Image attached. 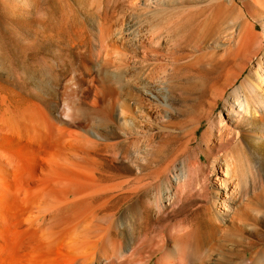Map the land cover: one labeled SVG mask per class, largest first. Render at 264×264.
Here are the masks:
<instances>
[{"label": "bare ground", "instance_id": "6f19581e", "mask_svg": "<svg viewBox=\"0 0 264 264\" xmlns=\"http://www.w3.org/2000/svg\"><path fill=\"white\" fill-rule=\"evenodd\" d=\"M13 1L0 0V264H264V0L230 21L239 0H59L42 32L23 29L33 2ZM211 36L210 110L178 121L173 82ZM35 42L50 53L23 76L15 57Z\"/></svg>", "mask_w": 264, "mask_h": 264}, {"label": "rangeland", "instance_id": "374dc122", "mask_svg": "<svg viewBox=\"0 0 264 264\" xmlns=\"http://www.w3.org/2000/svg\"><path fill=\"white\" fill-rule=\"evenodd\" d=\"M31 1L33 3L30 4L29 10H28V12L30 11L29 13L32 12L31 15H30L31 18L29 17V15H28L29 13L28 12L25 13V18H24V15H23L24 20L22 18V20H23V21L21 20L22 23L26 20V22L23 23V29L25 31H27V30L28 31L29 30H39L40 32L45 31V30L46 31L50 30V28H51L50 27V15H49V10H47V8H48V6L52 5L53 3H58L59 0H46V1L45 0H34V1L33 0H29V3ZM93 1L95 2V0H68V1L64 2V7H65V10L69 11V12L73 8H81V11H83V10L86 9V7H87V9L91 8L94 5ZM121 1L124 2L123 0H101V1L96 0L97 3L95 2V5L96 4L97 5H101L105 9L108 8V6H110V8L112 10L117 5L121 6V3H122ZM14 2H15V0L13 1V3ZM44 3H45V5H44ZM46 4L47 5L49 4V5L47 6ZM73 4H76V5H73ZM238 4H239V8L231 9V10L227 11V13H226L227 14V21H230L232 19H236L238 15H240L238 17H242L241 15H243L242 14L243 11L240 8L243 5V1L239 0ZM38 5L40 6L39 7L40 12H38V10H39L38 9ZM84 5L86 7H83ZM44 7H47V8H44ZM0 10H1L0 11V31L2 32V33L0 32V35H3V34H5L7 32V29H8L7 28L8 27V22L6 20L7 19L6 16L8 14L7 13L4 14L6 11H3L4 8L2 6H0ZM240 12H242V13H240ZM36 14H38V16L40 17L41 23H44L45 20L47 19L46 22H45L47 24V27L45 26L46 25L45 23L44 24H40L41 26L39 25L40 20H39V17H38V19H36L37 18ZM33 16H35V17L33 18ZM243 16H245V13H244ZM28 19H30V20H28ZM3 21H4V23L5 22L6 23L4 24ZM25 24H26V26H25ZM48 25H49V27H48ZM21 27H22V24H21ZM4 28L5 29L7 28V29L5 30ZM45 28H48V29H45ZM220 41H221V39L219 37L211 36V38L209 40H205L204 42H202V48L203 49H201L202 50L201 52L200 51L197 52V55L204 54V56L200 60H198L196 62V64H195L196 66L194 67V69L192 71H189V70L181 71L180 74L178 75L179 77H176V79H175L176 81L174 80L175 84L173 82V85H175V86L173 87L174 88L173 94H175V95L172 98V101H173V103H175L173 107H174V112L176 114V119L178 121L186 122L187 120H190V119L193 120L194 119V122H195V121L199 120V118H200V116L202 114H204V111L208 112L210 110V106H209L210 103L208 101L212 100V97H210V99H209V96L206 98L205 94H209L211 92V85L213 83L214 77L218 74L217 70H216L217 68L213 65L211 56H212V54L214 52H216L218 50L217 45H218V43ZM38 43H40V44H38ZM205 43H207V44H205ZM35 44H38V46L35 45ZM35 44H33L35 46V48H33L32 44H31L32 46L28 45L30 48L29 49L27 48V50H28L27 53L28 54L26 55V57H23L21 55H17L16 56L17 58L15 57V63H16L15 67L17 68V71H19V72L21 71L22 74L23 73H28L29 74V69H27V66H26V62H27L28 59L37 57L41 53H45V51L50 53L48 45L44 44L45 45L44 46L41 42H35ZM41 44L43 45V47L41 46ZM61 46H63V44H61ZM31 47L33 48V50H32ZM71 53H72L71 55L73 57L74 56L73 52H71ZM28 55H29V57H28ZM96 61L97 62H95V63L93 62V64L98 66V64H100V63L98 62V60H96ZM24 63H25V65H24ZM85 64H89V62L87 61ZM95 67H94V69L97 68V67L96 68ZM98 68H99V66H98ZM19 72L16 74V77L21 74ZM248 73H249V71L245 72L244 75H247ZM23 76H25V74H23ZM8 77H7V75L3 76L4 79L10 80V77L9 78ZM16 82L18 84L21 82L22 84L20 83V85L23 87L24 90H27L29 88L30 84L32 83L29 80L25 81L24 79L23 80L21 79L19 82L18 81H16ZM25 83H27V84H25ZM176 84H177V86H176ZM25 85H27V86H25ZM230 92L231 91L228 90V94H230ZM222 105H223V101L220 102L219 108L215 112V116L219 113V110H220V108H222ZM207 123H208V121L206 120L203 123V126L201 127V129L199 130V139L202 136V132H204L205 128L207 127ZM113 130L116 131V128H113ZM180 146H181V142H179V141H173L172 143L168 144L167 147L164 149L163 154H162L163 162L167 163L170 159H172V157L179 150ZM223 150L224 149L216 150V154L222 152Z\"/></svg>", "mask_w": 264, "mask_h": 264}]
</instances>
